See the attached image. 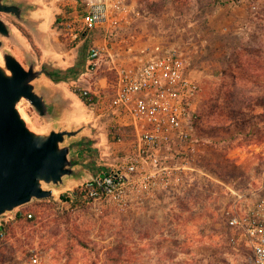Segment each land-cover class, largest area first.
<instances>
[{
	"label": "rangeland",
	"instance_id": "374dc122",
	"mask_svg": "<svg viewBox=\"0 0 264 264\" xmlns=\"http://www.w3.org/2000/svg\"><path fill=\"white\" fill-rule=\"evenodd\" d=\"M89 1L95 2L13 0L28 7L26 23L0 15L13 37L3 39L0 60L8 51L26 68L32 59L39 69L49 64L57 72L54 80L43 75L38 81V89L47 90L58 104L52 120L40 117L28 102L20 104L31 127L82 129L73 141L82 143L78 151L84 165L77 168L78 178L54 189L56 196L78 189L112 161L108 121L75 91L86 71L87 46L65 41L58 28V19L85 12ZM222 1L212 7L210 0H108L114 12L133 7V17L122 23L126 36L132 34L140 43L176 45L202 88L195 163L209 177L193 175L184 192L186 204L172 209L61 211L35 202L26 209H32L37 220L16 231L13 245L37 247L55 264H251L247 252L230 249L219 201L226 200L224 185L240 181L246 171L257 176L264 166V149L248 147L253 140L264 141V0ZM108 77L110 84L113 78ZM230 175L237 178L226 181Z\"/></svg>",
	"mask_w": 264,
	"mask_h": 264
},
{
	"label": "built area",
	"instance_id": "2783aa9c",
	"mask_svg": "<svg viewBox=\"0 0 264 264\" xmlns=\"http://www.w3.org/2000/svg\"><path fill=\"white\" fill-rule=\"evenodd\" d=\"M104 1H89L85 12L61 17L58 28L65 41L87 46L86 71L75 91L108 121L112 161L66 196L28 205L41 202L61 211L179 207L193 175L209 177L195 163L202 88L176 45L126 36L127 19H118L121 2L114 12ZM259 179L224 185L220 211L230 249L247 252L251 264H264V166ZM26 206L0 219V264H55L37 247L13 245L16 231L37 220Z\"/></svg>",
	"mask_w": 264,
	"mask_h": 264
},
{
	"label": "water",
	"instance_id": "95a60500",
	"mask_svg": "<svg viewBox=\"0 0 264 264\" xmlns=\"http://www.w3.org/2000/svg\"><path fill=\"white\" fill-rule=\"evenodd\" d=\"M28 7L13 0H0V15L26 23ZM10 26L0 16V49L3 39H12ZM0 60V219L35 200L54 199V189L76 179L83 166L82 143L73 141L77 131L50 128L36 131L20 110L23 101L46 120H52L58 104L45 89H38L43 75L54 80L57 72L49 64L41 69L32 59L26 68L12 53Z\"/></svg>",
	"mask_w": 264,
	"mask_h": 264
},
{
	"label": "crops",
	"instance_id": "0c3cea01",
	"mask_svg": "<svg viewBox=\"0 0 264 264\" xmlns=\"http://www.w3.org/2000/svg\"><path fill=\"white\" fill-rule=\"evenodd\" d=\"M106 3L108 4V1H106ZM108 9H109V7H108ZM131 11H133V7H130V9H129V11H121L119 14H118V19H120V20H123V19H128V18H132L133 17V14H132V12ZM248 147L250 148V149H254V148H260L261 150H263L264 149V141L263 142H257V141H255V140H253L249 145H248ZM250 152V151H249ZM248 155V153L246 154V156ZM250 156H248L247 157V162H248V160H251L250 158H251V156H252V154H249ZM230 174H233L232 172H230ZM235 174V173H234ZM242 175H244V177L242 176L239 180L242 182V183H245V182H247V181H254V182H256V180H257V178L259 177V175H255L254 173H251V172H245V173H243ZM255 175V176H254ZM237 177H235V176H229L228 178H226L225 180L227 181V180H232V179H236ZM239 178V177H238ZM219 182V181H218ZM228 183H231V182H228ZM220 185V184H219ZM219 185H216V187L217 186H219ZM223 193H224V195L226 194V190L224 189L223 190ZM214 195H218V192L217 191H215V193H213ZM225 201L226 200H224V201H219V202H223V203H225ZM218 202V203H219ZM220 204V203H219ZM146 210H150V209H146Z\"/></svg>",
	"mask_w": 264,
	"mask_h": 264
},
{
	"label": "trees",
	"instance_id": "16d2710c",
	"mask_svg": "<svg viewBox=\"0 0 264 264\" xmlns=\"http://www.w3.org/2000/svg\"><path fill=\"white\" fill-rule=\"evenodd\" d=\"M210 3L212 7L224 4L222 0H210ZM82 100L84 101L85 104L88 103V101H86L85 99L82 98Z\"/></svg>",
	"mask_w": 264,
	"mask_h": 264
},
{
	"label": "bare ground",
	"instance_id": "6f19581e",
	"mask_svg": "<svg viewBox=\"0 0 264 264\" xmlns=\"http://www.w3.org/2000/svg\"><path fill=\"white\" fill-rule=\"evenodd\" d=\"M57 193H59V192H57V191H56V192H54V194H55V195H56Z\"/></svg>",
	"mask_w": 264,
	"mask_h": 264
}]
</instances>
